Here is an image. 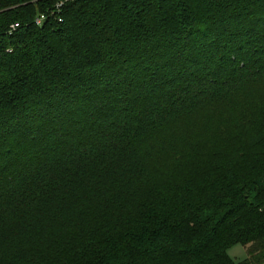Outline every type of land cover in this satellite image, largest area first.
Instances as JSON below:
<instances>
[{
    "label": "trees",
    "instance_id": "16d2710c",
    "mask_svg": "<svg viewBox=\"0 0 264 264\" xmlns=\"http://www.w3.org/2000/svg\"><path fill=\"white\" fill-rule=\"evenodd\" d=\"M0 264H264V0H0Z\"/></svg>",
    "mask_w": 264,
    "mask_h": 264
},
{
    "label": "crops",
    "instance_id": "0c3cea01",
    "mask_svg": "<svg viewBox=\"0 0 264 264\" xmlns=\"http://www.w3.org/2000/svg\"><path fill=\"white\" fill-rule=\"evenodd\" d=\"M230 257L236 262H242L247 259V249L243 246H235L229 252Z\"/></svg>",
    "mask_w": 264,
    "mask_h": 264
},
{
    "label": "built area",
    "instance_id": "2783aa9c",
    "mask_svg": "<svg viewBox=\"0 0 264 264\" xmlns=\"http://www.w3.org/2000/svg\"><path fill=\"white\" fill-rule=\"evenodd\" d=\"M62 5V4H61ZM60 6V5H59ZM47 19V16L46 15H41L40 17H38V19L36 20V24L38 26H41L43 24V22ZM18 28V25H15L13 27V29H17Z\"/></svg>",
    "mask_w": 264,
    "mask_h": 264
}]
</instances>
